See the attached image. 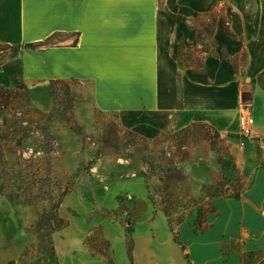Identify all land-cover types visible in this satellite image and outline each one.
I'll use <instances>...</instances> for the list:
<instances>
[{"label": "crops", "instance_id": "0c3cea01", "mask_svg": "<svg viewBox=\"0 0 264 264\" xmlns=\"http://www.w3.org/2000/svg\"><path fill=\"white\" fill-rule=\"evenodd\" d=\"M214 14L235 37L218 20L213 51L201 48L197 22ZM0 45L13 50L0 84L87 82L100 109L150 137L181 113L202 115L241 172L235 197H216L205 219L186 214L179 224L151 211L147 185L135 199L149 202L140 217L96 226L109 241L104 253L88 246L86 232L59 253L61 264H243L244 254L264 251V0H0ZM183 46L200 62L181 65ZM245 110L255 118L250 138L240 135ZM29 237L0 193V264H35L25 254ZM230 243L242 248L225 249Z\"/></svg>", "mask_w": 264, "mask_h": 264}, {"label": "rangeland", "instance_id": "374dc122", "mask_svg": "<svg viewBox=\"0 0 264 264\" xmlns=\"http://www.w3.org/2000/svg\"><path fill=\"white\" fill-rule=\"evenodd\" d=\"M215 17L197 22L201 48L213 51ZM12 51L0 45V64ZM175 120L150 137L100 109L87 82L0 84V186L8 195L0 193L30 236L27 257L35 264H56V251L61 264L59 253L78 246L86 232L90 248L107 249L96 226L118 229L119 220L134 221L142 207L135 199L149 194L147 185L151 211L163 212L160 176L166 172L161 168L177 167L184 175L182 201L171 210L174 220L197 215L216 197H235L241 172L223 134L199 114L181 113ZM143 172L150 176L149 184ZM53 223L60 227L53 229ZM239 247L225 245L227 250ZM243 264H264V251L244 254Z\"/></svg>", "mask_w": 264, "mask_h": 264}, {"label": "trees", "instance_id": "16d2710c", "mask_svg": "<svg viewBox=\"0 0 264 264\" xmlns=\"http://www.w3.org/2000/svg\"><path fill=\"white\" fill-rule=\"evenodd\" d=\"M220 21L225 29V33L229 36V37H235L234 34L230 31L229 29V23L228 21L222 16L219 14V16L215 17L214 18V25H216L217 21ZM204 25V24H203ZM204 29L206 31H209L208 28L205 26H203ZM201 34L202 32L200 31V34H199V40H201ZM29 46H33L35 44H28ZM18 48H15L14 51H17ZM204 50V49H203ZM193 52L192 51H187L185 52L184 50V46L182 47V50L180 52V55H179V60H180V64L183 65L185 63V65H190L192 63H195V62H200L199 58L197 59H194V55L192 54ZM224 56L226 58H230V56L228 54H224ZM181 78V75L179 74V79ZM245 100H248L247 96L245 95ZM154 166V165H152ZM153 169H155V167H153ZM163 171H165L163 175L160 176V180L162 181L163 183V188H164V192H165V206L163 207V211L165 212V214H167L169 217H172V208H173V205H178L181 203V198H182V193H183V173L181 172L180 169H178L177 167H173V166H169V167H166V168H161ZM156 174V173H155ZM143 175L147 181V183L149 184V179H150V176L148 174H146V172H143ZM150 190V188H149ZM0 192L4 195H8L7 192L5 191V188L3 185L0 186ZM9 197H14L13 194H11V196ZM138 203L139 205H141L142 207L138 210L137 208V212H136V215H135V219L140 217L147 209H148V206H149V202L146 200V199H139L137 201V206H138ZM61 204V202H57L56 203V207H59ZM199 214H201L202 218H206V215H207V212L210 211V207H206V206H202L200 207L199 209ZM184 216H181L179 218H177L176 220V223L179 224L183 221L184 219ZM204 219H201V220H198V225L196 227V230L197 231H201L203 230L204 228H202V223L204 221ZM61 226H64L61 225ZM58 226L56 223H53V229H57ZM177 239L178 238V235L176 236ZM88 240V239H87ZM107 247L109 246V241L107 240ZM132 248H133V242L130 241V244H129V252L130 254L132 255ZM55 250V248H53ZM96 251L100 252V253H104V250L102 249H97L96 248ZM54 256H55V260H56V264H59V260H58V257H57V254H56V251L54 252Z\"/></svg>", "mask_w": 264, "mask_h": 264}, {"label": "built area", "instance_id": "2783aa9c", "mask_svg": "<svg viewBox=\"0 0 264 264\" xmlns=\"http://www.w3.org/2000/svg\"><path fill=\"white\" fill-rule=\"evenodd\" d=\"M255 118L248 111H242L239 117L240 135L243 138H250L254 136Z\"/></svg>", "mask_w": 264, "mask_h": 264}]
</instances>
